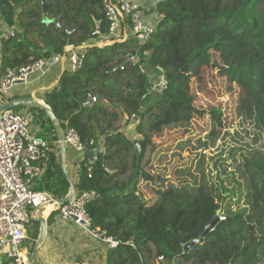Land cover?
Listing matches in <instances>:
<instances>
[{
  "label": "trees",
  "instance_id": "1",
  "mask_svg": "<svg viewBox=\"0 0 264 264\" xmlns=\"http://www.w3.org/2000/svg\"><path fill=\"white\" fill-rule=\"evenodd\" d=\"M151 11L159 21L145 43L137 38L96 43L95 26L103 33L108 28L102 0H0L1 21L18 28L1 40V71L54 55L67 58L70 47L84 50L81 68L74 73L64 69L42 99L62 131L73 128L85 144L73 185L76 194L97 193L86 206L91 226L120 242L108 249L106 264H157L160 255L164 258L158 264L172 260L175 264H263L264 0H162ZM179 41L199 43L184 57L183 68L175 63ZM225 50L228 60L218 65L215 54L223 55ZM127 55L136 60L124 63ZM209 65L218 66L216 74L228 86L235 112L250 119L256 130L254 141L262 142L251 146L236 139L226 157L219 155L220 163L215 161L211 180L205 174L204 152L195 155L194 165L176 169L185 178L177 182L160 174L152 178L146 168L157 149L154 139L163 131L188 127L194 116L204 113L195 105L197 90L192 85ZM146 68L163 76L166 86L161 92L153 88ZM207 77L208 84L216 83L213 71ZM203 82L207 83L206 76ZM219 106L211 108V117L221 112ZM33 108L54 130L53 140H58L53 120L43 109ZM132 115L133 138L125 132ZM213 131L207 135L211 145L219 134ZM100 137L105 141L103 150L91 162L92 147L86 142ZM200 142L197 138L203 150L211 146ZM188 143L190 139L179 148ZM43 160L44 189L55 198L65 197L69 182L54 151ZM142 180L153 181L152 195L144 200L139 198ZM218 216L225 218L219 221ZM214 219L202 241L184 252V245L198 238ZM39 228L38 221L28 226L29 254Z\"/></svg>",
  "mask_w": 264,
  "mask_h": 264
},
{
  "label": "built area",
  "instance_id": "2",
  "mask_svg": "<svg viewBox=\"0 0 264 264\" xmlns=\"http://www.w3.org/2000/svg\"><path fill=\"white\" fill-rule=\"evenodd\" d=\"M162 0H153L151 5ZM103 11L108 23L107 33H103L99 25L95 26L92 35L94 42L98 41H124L128 38H137L140 43H145L155 32L157 22L145 18V8L137 1L132 0H102ZM151 10V9H150ZM18 31L14 25L0 33V40L8 39ZM147 54V52H144ZM84 50L69 48L67 58L54 55L51 59H37L27 66L18 69H0V99L7 97L16 83H26L33 74L43 72L50 62L65 59L68 71L77 72L84 59ZM132 62L136 60L131 56ZM1 67V59H0ZM166 86L163 76H160L155 89L161 92ZM96 98L92 97L91 102ZM235 110V109H234ZM128 125L135 124L132 115ZM104 138L90 139L86 143L96 151L103 148ZM63 143L76 150H85V144L73 128L63 132ZM51 148L46 138L34 135L30 130L28 114L13 108L0 110V245L4 248V255L12 264H29V254L24 251V244L30 240L28 226L33 223L34 214L42 206L55 202V197L45 189H35L31 181L42 175L40 162L50 152ZM90 161L96 160V154H91ZM90 176V175H89ZM97 197V193L84 190L68 202L57 204L59 217L80 224L95 240L103 242L108 249L115 248L120 243L116 238L100 228H92L91 220L86 212V206ZM218 216V220H224ZM163 255L157 257L156 262L163 260ZM168 264H175L172 260ZM264 264V263H263Z\"/></svg>",
  "mask_w": 264,
  "mask_h": 264
},
{
  "label": "crops",
  "instance_id": "3",
  "mask_svg": "<svg viewBox=\"0 0 264 264\" xmlns=\"http://www.w3.org/2000/svg\"><path fill=\"white\" fill-rule=\"evenodd\" d=\"M132 1L140 2L144 6L146 20L154 23L157 22V14L150 10L152 9L151 7H149V10H147L146 7V5H151L153 0ZM9 28L10 27L0 19V33ZM64 69H68V63L65 59L50 62L43 72L33 74L26 83H16L7 97L0 99V103H8L18 99H42L43 93L56 84L58 77ZM18 106L13 107V109L15 108L17 111L28 114L32 133L48 140L51 149L54 151L56 162L61 164L62 169L64 166L70 181L73 184L76 183L78 180L80 162L85 156V150L80 151L67 144L62 145L59 139L53 140L54 130L50 124L45 121L44 116L41 117L33 106ZM134 127L133 125H131V127H125V132L131 138L136 136L134 134ZM90 157L92 156L90 155ZM40 166L42 175L38 179H34L30 182L31 186L35 189H44V182L42 179H44L46 173V161H41ZM53 181L49 182L52 183ZM40 217L45 218L47 232L31 264H106L107 246L103 242L93 239L80 224L60 218L55 203L46 204L38 209L34 214L33 222L38 221ZM31 245L32 238L24 244V251L26 253ZM0 264H12L4 255V248L1 245Z\"/></svg>",
  "mask_w": 264,
  "mask_h": 264
},
{
  "label": "rangeland",
  "instance_id": "4",
  "mask_svg": "<svg viewBox=\"0 0 264 264\" xmlns=\"http://www.w3.org/2000/svg\"><path fill=\"white\" fill-rule=\"evenodd\" d=\"M98 43H101V41H98ZM198 44L199 43L192 42L191 45H186L183 41H179L176 44L179 49V53L177 54L178 58L175 59V63L178 61L177 65L180 68L184 67L183 59L186 54L193 47L198 46ZM226 54V50L223 55L218 53L215 54L217 56L218 65L224 64L228 60V56ZM187 70L192 73L190 68ZM211 71L214 72V75H216L215 79H217L215 84L211 83L213 85L208 84L210 79L207 76ZM217 71L218 66L212 67L209 65L205 67L203 70L199 71L200 78H197V81L199 82H196L194 79L195 85H192V87L197 90L195 105L198 109L203 110L204 113L201 116H194L188 127L176 128L171 132H169V130L163 131L160 137L154 139L157 143V149L151 162L146 168L147 174L152 178L160 174L162 176L169 177L173 182H177L179 179L185 178V175H177L175 173L176 169L183 170L186 163L194 165L195 157H197L195 155L197 153L204 152V159L206 162L205 174L208 176V180H211L210 175L215 174V161L220 163L218 159L219 155L222 158L226 157L229 148L234 145V141L236 139L238 140V144L248 141L251 146L262 142V139L254 141L253 135L256 130L252 126L250 119L245 116L238 115L235 112L233 103L234 100L229 95L230 91H228V86L220 83L221 77L217 76ZM145 72L147 73L154 88V84L157 83L160 77L159 74L156 71L153 72L151 68H146ZM204 76H206V84L203 82ZM220 103L221 106H219ZM218 106L220 107L221 112L218 115L211 117L209 115V111L211 108ZM210 130V136L214 134L213 130L219 133L213 145H211L212 141L210 137L207 136ZM197 138L200 139L201 144L203 141H207V143L211 146L203 150V147L199 146L197 143ZM186 139H190V143L183 146V148H179L180 143H183ZM193 146L198 147V149H193ZM228 162H230L229 159ZM228 170H230V168H228ZM152 182V180L149 182L143 180L141 181V192L139 194L140 199L144 200L152 195Z\"/></svg>",
  "mask_w": 264,
  "mask_h": 264
},
{
  "label": "water",
  "instance_id": "5",
  "mask_svg": "<svg viewBox=\"0 0 264 264\" xmlns=\"http://www.w3.org/2000/svg\"><path fill=\"white\" fill-rule=\"evenodd\" d=\"M48 6L49 5L44 7V11L47 10ZM43 21L49 22L46 17H44ZM55 23H58L57 20L55 21ZM70 33L71 32H69V34ZM130 57H131V55H127L125 60H124V63H126L130 59ZM0 69H1V67H0ZM18 105H30V106H35V107H39V108L43 109L46 112V114L48 115V117L51 120H53L55 128H56V132H57V135H58V138H59V141L61 142L62 145H64V143H63V131L61 129L60 123L56 120L51 107L48 104H46V102L43 99H37V98L18 99V100L11 101V102H8V103H3V104L0 103V110L13 108V107L18 106ZM135 143H136V154L138 156L139 155V146H138L137 140H135ZM102 150L103 149L101 147H98V149L96 151L91 152V154L100 153V152H102ZM63 172H64V175H65L67 181L69 182V191H68V193H67V195L65 197L56 198L55 202H51V203L62 204V203L68 202L76 194L74 185L70 181V179L68 178V174H67V171L64 168V166H63ZM219 212H220V210H218L216 212V214L218 215ZM38 221H39V224H40L39 235H38V238H37V240H36V242L34 244V247H33L32 251H31V253L29 255V264L32 263V260H33L35 254H36V251L40 247V245L43 243V241L45 239V236H46V232H47V223L45 221V218L44 217H40V218H38ZM214 222H215V219L213 221H211L210 223H208L204 227L203 231L200 233L198 238L193 239V240L189 241L188 243H186L184 245V247H183V251L184 252L188 251L194 244L200 243L202 241V238L208 232V230L213 226Z\"/></svg>",
  "mask_w": 264,
  "mask_h": 264
}]
</instances>
